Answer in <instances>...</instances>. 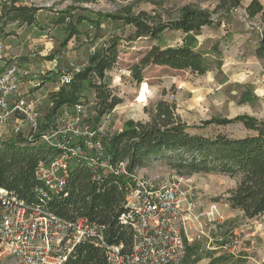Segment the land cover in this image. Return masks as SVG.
<instances>
[{
  "label": "rangeland",
  "instance_id": "obj_1",
  "mask_svg": "<svg viewBox=\"0 0 264 264\" xmlns=\"http://www.w3.org/2000/svg\"><path fill=\"white\" fill-rule=\"evenodd\" d=\"M258 1L264 6V0ZM218 2L95 0L70 11L71 17L66 15V21L71 20L75 27V34L69 38L64 26H57L54 21L70 6V2L23 0L15 6L35 9L34 23L30 26L17 22L5 24L2 20L0 34L7 56L16 58L20 65L30 68L38 76L40 86L35 91L41 90L37 96L40 99L42 128L51 124L46 119L51 109L50 97L62 84L63 77L70 71L84 69L92 52L114 39L118 41L116 63L105 73L103 82L95 77L89 79L93 84H104L108 95L123 101L118 110L106 119L109 134L114 133L110 129L117 121H144V107H151L158 100L165 99L175 102L176 112L186 123L189 133L205 137L223 135L232 139L242 138L249 132L240 122L226 125L207 122L212 119L233 120L241 115L264 120V62L255 57L261 24L258 17L247 18L244 11L251 0H240V7L227 17L219 11L213 16L214 25L204 27L198 33L184 35L177 31H165L157 40L135 38L131 27L105 18L117 14L121 7L132 5L134 14L140 11L156 13L166 22L176 19L184 6L212 12ZM9 4L10 0H0V13L1 6L8 7ZM186 43L205 53L208 67L205 74L149 66L143 71L140 84L132 80L130 68L150 48L177 47ZM143 86L147 87L146 100L139 102ZM163 92L165 96H162ZM94 95L87 82L81 83L80 102L95 104ZM94 107L98 109V106ZM101 120L105 121V116ZM174 163L173 159L162 157L137 172L154 177L158 182L175 176L189 179L197 196L196 213L200 221V225L190 233L195 241L187 244L197 246L195 256L202 257L196 264H209L208 253L214 257L224 256L217 264H264V213L247 220L242 212L230 209L224 202L227 193L235 188L236 178L219 173H197L188 177L178 174ZM236 235L240 240L236 249L228 252L220 248Z\"/></svg>",
  "mask_w": 264,
  "mask_h": 264
},
{
  "label": "trees",
  "instance_id": "obj_2",
  "mask_svg": "<svg viewBox=\"0 0 264 264\" xmlns=\"http://www.w3.org/2000/svg\"><path fill=\"white\" fill-rule=\"evenodd\" d=\"M23 0H10V4L1 6L0 22H17L22 25L34 23L35 9L15 6ZM70 6L55 19L57 26L63 25L69 38L75 34V27L66 21L78 6L95 0H66ZM227 1H229L227 3ZM240 7V0H219L210 12L184 6L176 19L162 21L161 16L140 11L134 14L132 5H126L115 15L105 18L123 22L131 27L135 38L157 40L165 31H177L184 35L198 33L204 27L214 25L213 16L219 11L227 17ZM247 18H259L261 31L255 47V57L264 62V6L258 0L244 8ZM66 23L68 26H66ZM1 32V27H0ZM118 41L110 40L103 47L93 52L87 66L79 72L70 71V81L62 83L50 97L51 109L46 116L52 124L53 116L63 107H72L80 102L81 83L87 82L94 90L98 106L96 123L101 117L112 112L122 103V99L110 96L104 84H93L90 77L103 82L105 73L110 71L117 61ZM149 66L167 67L172 70H188L203 75L208 71L205 53L195 50L190 45L160 48L153 46L130 68L132 80L140 84L143 71ZM146 86H143L139 102L146 100ZM166 93L163 92L162 96ZM176 104L165 99L158 100L151 107H144L146 121H126L120 132H114L103 141L105 151L112 162H126L129 173L138 171L158 158L174 160V167L180 175L192 176L197 173H219L236 178V186L227 193L224 202L234 211L242 212L247 220H252L264 213V120L248 115L235 117L233 120L212 119L207 124L226 125L240 122L249 132L242 138H227L223 135L205 137L188 132L186 123L176 112ZM50 124V125H51ZM49 127L44 126L42 129ZM50 153L43 146H31L19 137L0 142V189L13 193L26 204L37 203L35 188L39 183L34 177V170L39 160ZM122 178L109 175L95 180L83 164L71 167L70 176L65 186V194L55 196L47 202L46 210L65 219L84 217L104 228L108 245L123 244L126 249L131 244V235L127 227L119 221L124 209ZM194 245L186 247V256L182 262L198 263L202 257H196ZM208 253L209 264H217L224 256L214 257ZM64 264H107L104 250L90 241L81 242Z\"/></svg>",
  "mask_w": 264,
  "mask_h": 264
},
{
  "label": "built area",
  "instance_id": "obj_3",
  "mask_svg": "<svg viewBox=\"0 0 264 264\" xmlns=\"http://www.w3.org/2000/svg\"><path fill=\"white\" fill-rule=\"evenodd\" d=\"M70 78L65 75L62 83ZM39 86L30 68L7 56L0 34V142L19 137L50 151L34 170L37 203L26 204L0 189V264H64L83 241L103 249L107 264H182L187 244L195 241L190 233L200 225L189 179L175 176L158 182L137 171L129 173L126 162H112L103 141L110 135L106 119L113 111L96 123L95 100L63 107L42 129L40 99L35 95ZM75 164L85 165L95 180L122 178L124 209L119 221L131 235L128 249L108 245L104 228L87 218L65 219L46 210L50 199L66 196ZM239 244L236 235L220 248L231 252Z\"/></svg>",
  "mask_w": 264,
  "mask_h": 264
},
{
  "label": "crops",
  "instance_id": "obj_4",
  "mask_svg": "<svg viewBox=\"0 0 264 264\" xmlns=\"http://www.w3.org/2000/svg\"><path fill=\"white\" fill-rule=\"evenodd\" d=\"M56 90H57V89H56ZM40 91H41V90H40ZM40 91L36 92L35 95L37 96V94H38ZM122 102H123V101H122ZM120 106H121V104L118 105L117 107H115L114 110H113V113L116 112ZM142 113H143V116H144V117H143V118H144V121H146V120H147V118L145 117L146 114H144L143 110H142ZM127 121H129V120H127ZM125 122H126L125 120H122L121 122L117 121L115 124L112 125V127H111L110 130H112V131H114V132H120V131L122 130L123 125H124ZM107 127H109V124H108ZM196 204H197V202H196ZM225 205H226V204H225ZM196 210L198 211L197 206H196V208H195V212H197ZM260 216H261V215H260ZM196 227H197V226H196ZM196 227H195V228H196ZM195 248H197V246H196ZM218 256H219V255H218Z\"/></svg>",
  "mask_w": 264,
  "mask_h": 264
}]
</instances>
